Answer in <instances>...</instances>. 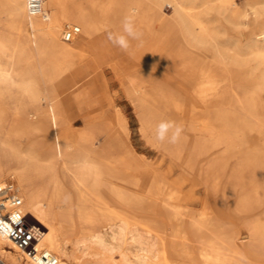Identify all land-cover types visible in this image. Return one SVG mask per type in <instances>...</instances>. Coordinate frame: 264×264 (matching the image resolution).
Returning a JSON list of instances; mask_svg holds the SVG:
<instances>
[{"label": "bare ground", "instance_id": "bare-ground-1", "mask_svg": "<svg viewBox=\"0 0 264 264\" xmlns=\"http://www.w3.org/2000/svg\"><path fill=\"white\" fill-rule=\"evenodd\" d=\"M42 1L31 13L26 0H0V182L14 178L43 230L31 252L0 233V264H38L40 251L57 264H246L258 256L264 214L242 236L212 190L195 209L185 203L192 190L136 155L120 108L103 122L102 149L92 126L74 127L68 110L99 90L109 96L106 66L133 71L124 83L143 134L154 141L160 120L181 124L170 147L177 155L180 144L203 148L198 173L213 176V190L238 156L222 197L241 178L236 207L255 209L264 193V0ZM132 10L143 36L123 51L107 35L122 31ZM214 12L233 34L218 28ZM66 24L79 27L70 40Z\"/></svg>", "mask_w": 264, "mask_h": 264}, {"label": "rangeland", "instance_id": "rangeland-1", "mask_svg": "<svg viewBox=\"0 0 264 264\" xmlns=\"http://www.w3.org/2000/svg\"><path fill=\"white\" fill-rule=\"evenodd\" d=\"M237 1L239 4H241V0ZM163 8H166V10L164 11L167 15L172 11V7L168 4H164ZM213 14L216 18L215 23L218 28H227V32L229 34H233V31H230L232 28H230V25L228 26L226 20L215 12ZM3 18L1 20H3ZM222 21H225V23ZM0 23L2 24V22ZM1 24L0 30L2 32H5V27L4 25H2V27ZM64 26L65 25H63V28ZM172 33L176 34L174 30H172ZM106 67L107 93L109 96H104L102 90H99L95 94V101L81 103L78 106L69 109L68 113L73 126L76 128H81L86 123L90 124L93 129V136L97 142V147L99 146L98 149H102L105 147L106 142L105 134H103L102 131L103 122L105 118L108 117L113 111H115L117 108H120L126 115L130 128V140L132 142L136 155L142 157L147 163H155V165L158 166L162 171L166 172L168 177L178 178L181 181V189L183 191L192 190L195 193L194 199L185 203L187 205H190L191 207H194L195 209L201 205V198L206 190H212L214 204H224L225 219L232 225L236 226L241 231L242 236H247L249 234L248 226L250 225V223H252L254 220H257L264 214V193H260V205L248 212H245L243 210L240 211L236 207L241 189V178L235 181V188L233 192L229 194V199L228 196L226 197L227 199L222 197L223 187L231 174V169L234 168L238 160V156L229 158L226 170L224 174L221 175L217 188L213 190V176L207 177L205 176L204 172L202 174L198 173V167L200 166V164H204L207 159H204L207 156V153L203 150V148L197 146L196 148L192 149L191 147H188L184 144H180V154L177 155L172 151L170 144H160L155 140H149L148 136L150 135L143 134V132L141 131V108L138 105L137 101L133 99V97L129 94L124 83L125 77L135 75L134 72L130 70L125 72V69L122 67H120L118 71L113 70L111 67ZM87 114L91 115V118L88 121L84 119ZM25 143L26 140L20 141L21 145H24ZM184 158L190 160L192 158L195 160L192 168L183 167L182 160ZM7 178L13 177L8 176L5 179ZM257 237L259 236L257 235ZM261 237H264V233ZM250 239L251 238L249 237L244 242L247 243L250 241ZM263 243L264 241L261 244H257L258 246L255 244L257 246L256 250L258 252V256H252L250 257V259H246V264H264ZM248 246H246V249L250 250L251 247Z\"/></svg>", "mask_w": 264, "mask_h": 264}, {"label": "built area", "instance_id": "built-area-1", "mask_svg": "<svg viewBox=\"0 0 264 264\" xmlns=\"http://www.w3.org/2000/svg\"><path fill=\"white\" fill-rule=\"evenodd\" d=\"M31 13H39L43 8L42 0H26ZM79 32L76 25L66 24L63 38L70 40ZM0 233L9 236L21 250L31 252L42 236V227L31 223L23 208V198L18 192L16 181L7 178L0 182ZM38 264H57L55 254L40 251L33 256Z\"/></svg>", "mask_w": 264, "mask_h": 264}, {"label": "clouds", "instance_id": "clouds-1", "mask_svg": "<svg viewBox=\"0 0 264 264\" xmlns=\"http://www.w3.org/2000/svg\"><path fill=\"white\" fill-rule=\"evenodd\" d=\"M135 10L126 15L121 23L122 31L108 32V40L116 47L123 51H128L131 47V41H140L143 32L140 31L135 24ZM184 128L181 124L173 120H160L154 127V139L160 144L168 143L176 145L180 142Z\"/></svg>", "mask_w": 264, "mask_h": 264}]
</instances>
